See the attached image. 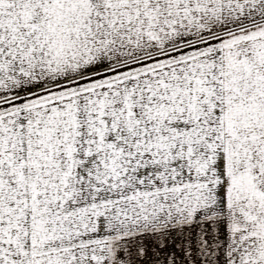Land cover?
Listing matches in <instances>:
<instances>
[{"label":"snow or ice","instance_id":"snow-or-ice-1","mask_svg":"<svg viewBox=\"0 0 264 264\" xmlns=\"http://www.w3.org/2000/svg\"><path fill=\"white\" fill-rule=\"evenodd\" d=\"M0 264H264V0H0Z\"/></svg>","mask_w":264,"mask_h":264}]
</instances>
